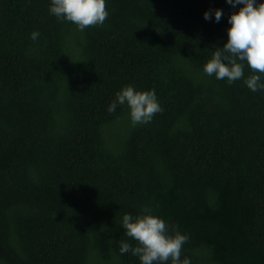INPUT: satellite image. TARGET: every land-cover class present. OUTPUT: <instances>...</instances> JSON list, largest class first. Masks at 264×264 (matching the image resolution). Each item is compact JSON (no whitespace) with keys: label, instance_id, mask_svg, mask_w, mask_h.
<instances>
[{"label":"trees","instance_id":"16d2710c","mask_svg":"<svg viewBox=\"0 0 264 264\" xmlns=\"http://www.w3.org/2000/svg\"><path fill=\"white\" fill-rule=\"evenodd\" d=\"M49 5L0 0V264H140L120 223L145 207L191 264H264V91L203 72L242 6L106 0L80 32ZM127 85L155 90L150 123L108 112Z\"/></svg>","mask_w":264,"mask_h":264},{"label":"clouds","instance_id":"9594fccd","mask_svg":"<svg viewBox=\"0 0 264 264\" xmlns=\"http://www.w3.org/2000/svg\"><path fill=\"white\" fill-rule=\"evenodd\" d=\"M226 3L234 9L242 7L228 16L227 42L213 52L203 72L217 80L226 79L228 84L243 79L250 91H264V0H226ZM49 12L58 21L74 24L80 32L89 26H102L109 16L106 0H50ZM222 16V9H210L203 14L205 20L214 17L216 23ZM39 37L38 31L30 34L34 42ZM245 65L255 73L247 79H244ZM115 95L108 112H115L118 105H126L133 126L150 123L153 116L162 111L155 90L138 91L127 85ZM120 227L124 235L137 242L136 246L121 242L120 255L130 253L140 264H191L190 258L181 259L182 248L189 237L179 230L170 234L167 222L154 215L153 209L145 207L142 214L136 216L124 213Z\"/></svg>","mask_w":264,"mask_h":264}]
</instances>
